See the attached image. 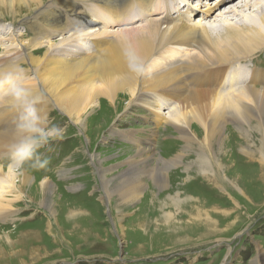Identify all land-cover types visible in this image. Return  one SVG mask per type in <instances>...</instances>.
Here are the masks:
<instances>
[{"label":"rangeland","instance_id":"1","mask_svg":"<svg viewBox=\"0 0 264 264\" xmlns=\"http://www.w3.org/2000/svg\"><path fill=\"white\" fill-rule=\"evenodd\" d=\"M248 1L253 7L239 11V1L221 0L201 23L217 29L256 19L264 0ZM233 2L232 12L223 8ZM197 18L191 23L200 22ZM143 23L133 20L115 30ZM20 34L31 36L25 25L0 19V57L18 47ZM60 37L54 34L51 42L58 43ZM252 58L249 67L264 70V50ZM235 73L231 70L230 77ZM236 85L233 81L224 87L231 93ZM53 111L42 130L62 129L64 138L41 145L21 168L32 175L30 182H37L35 176L40 182L48 180L53 190L44 196L25 190L20 197L5 198L13 199L14 210L9 211L11 218L0 219V264H264V161L259 158L264 127L246 136L228 124L221 145L207 150L195 141L185 144L167 123L152 122L142 106L119 109L98 134L91 114L85 116L86 133ZM196 129L191 127L195 135ZM113 130L134 133L141 142L151 140L155 160L149 165L153 171L164 170L165 186L153 187L143 172L145 186L138 198L126 201L112 193L107 199L98 163L120 177L135 152L124 139L110 136ZM8 152L1 156L6 170ZM203 154L210 165L207 174L199 166ZM171 159L178 164L160 162Z\"/></svg>","mask_w":264,"mask_h":264},{"label":"bare ground","instance_id":"2","mask_svg":"<svg viewBox=\"0 0 264 264\" xmlns=\"http://www.w3.org/2000/svg\"><path fill=\"white\" fill-rule=\"evenodd\" d=\"M193 1L0 0V19L13 26L25 25L31 34L17 36L23 41H18L17 48L3 52L0 66L22 63L34 87L32 94L44 95V103L36 105L41 129L48 126L46 117L56 109L86 133L85 116L91 114L89 119L97 122L98 134L119 109L142 106L151 113L152 122L167 123L185 144L195 141L211 149L215 144L221 145L219 139L228 124L246 136L251 130L264 127V70L249 67L252 57L264 50V8L256 19L245 18L210 29L201 21L223 3ZM237 1L239 11L253 7L248 0ZM87 2L94 6H87ZM234 2L223 8L232 12ZM193 16H198L200 22L192 24ZM133 20L144 23L115 30V26L123 27ZM54 34L61 36L58 43L51 42ZM125 43H130L132 50L145 60L146 75L137 77L129 68ZM231 70H235V77H230ZM233 81L237 87L227 93L224 86ZM14 82H20L19 74ZM6 87L0 86V94ZM169 108L164 116L162 112ZM23 114L22 108L0 106L2 221L11 218L9 211L14 210L10 206L13 199L5 198L20 197L25 190L40 196L53 190L48 180L40 182L35 176L37 182H30L32 175L27 171L4 169L1 156L11 152L13 145L26 135L17 131ZM194 125L199 137L191 132ZM117 130L109 135L124 139L134 146L135 152L127 158L128 168L120 177L98 163L107 199L112 193L126 201L138 198L145 186L140 177L143 172L153 187L165 186L164 170L153 171L149 165L155 160L151 140L141 142L134 133ZM262 151L259 158L264 161ZM177 159L160 162L177 165ZM149 166L151 169L147 170ZM199 166L202 173L210 172L205 154Z\"/></svg>","mask_w":264,"mask_h":264},{"label":"clouds","instance_id":"3","mask_svg":"<svg viewBox=\"0 0 264 264\" xmlns=\"http://www.w3.org/2000/svg\"><path fill=\"white\" fill-rule=\"evenodd\" d=\"M124 55L128 59L129 68L137 77L146 75L148 69L143 57L132 50L130 43H125ZM16 74H19L20 82L15 83ZM27 69L22 63L10 62L0 66V86H7L0 94V106L12 105L13 108L23 109L21 123L17 127L18 133L26 134L19 143L13 145L9 167L19 171L25 161L33 157L34 152L41 145L50 139L62 140L64 133L62 129H52L45 133L39 124L41 120L38 116L36 105L43 104L44 95H33L34 87L29 83ZM10 97V99H9ZM47 163V162H45ZM43 167V165H41Z\"/></svg>","mask_w":264,"mask_h":264}]
</instances>
